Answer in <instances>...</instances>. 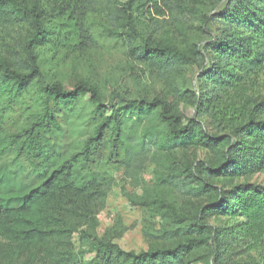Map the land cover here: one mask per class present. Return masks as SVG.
<instances>
[{
  "label": "rangeland",
  "instance_id": "rangeland-1",
  "mask_svg": "<svg viewBox=\"0 0 264 264\" xmlns=\"http://www.w3.org/2000/svg\"><path fill=\"white\" fill-rule=\"evenodd\" d=\"M21 1L36 2L47 35L32 49L40 76L18 93L0 89V202H16L74 155L76 160L70 164L77 178L100 182L101 197H81L78 207L60 203L56 210L64 235L13 260L0 256V264H58V257L59 264L67 260L96 264L95 246L108 241L135 252L171 247L179 239L164 235L167 231L189 222L217 230L229 222L224 216L202 215L201 210L217 200L218 190L243 182L264 186V170L239 177L210 175L208 170L219 165L210 146L197 143L163 149L168 128L158 109L141 118L123 117L117 132L109 125L88 157L78 154L104 118L94 113L97 103L89 94L66 108L48 104L56 125L43 120L42 87L57 82L71 90L86 81L97 89L100 103L113 108L133 99L167 101L182 126L188 119L197 121L202 142L204 134L226 133L219 132L208 116L197 113L193 97L211 58L206 47L217 35L216 16L229 0H167L165 5L138 0L130 6L127 0ZM31 32L28 20L1 18L0 62L26 72ZM145 42L173 45L192 60L162 73L137 55L136 49ZM251 93H264V70ZM190 168L218 190L193 195L190 190L198 182L188 177ZM213 251V246H201L187 260L215 264ZM253 255L242 253L233 261L244 264Z\"/></svg>",
  "mask_w": 264,
  "mask_h": 264
},
{
  "label": "trees",
  "instance_id": "trees-1",
  "mask_svg": "<svg viewBox=\"0 0 264 264\" xmlns=\"http://www.w3.org/2000/svg\"><path fill=\"white\" fill-rule=\"evenodd\" d=\"M138 0H127L128 5ZM152 5L167 0H145ZM16 22L28 20L32 32L28 40L26 72L12 69L6 61L0 62V89L20 92L40 76L33 44L43 41L47 31L41 23L36 2L25 5L21 0H0V19ZM217 35L206 49L211 53L208 68L201 74L200 90L194 96L199 115H206L222 134L207 136L202 142L201 126L194 119L181 125V118L173 112L171 104L163 99L151 102L129 100L123 106L113 108L100 103L97 89L86 81H79L73 89L66 90L60 83L41 88L47 125H56L48 104L69 107L85 94L97 103L95 114H101L102 122L78 155L88 157L96 148L109 125L119 130L125 116L141 118L159 110V116L167 123L168 133L162 147L165 150L184 148L197 143L210 146L217 154L219 165L209 169L210 175L234 177L252 175L264 170V93H251L252 87L264 70V0H229L216 16ZM137 55L151 62L162 73L181 67L192 60L185 52L170 44L145 42L136 49ZM110 111L106 115V112ZM118 135V134H116ZM72 156L53 169L40 185L28 190L16 202H0V256L14 259L24 253L45 248L51 241L65 233L62 218L57 215L60 203L77 206V199L93 195L100 199V182L79 180L71 162ZM230 175V176H229ZM188 177L198 182L190 190L193 195L218 190L195 176L191 168ZM213 208V210H207ZM205 213L227 217L229 222L218 228L205 223L189 222L164 233L179 239L171 247L149 248L135 252L123 250L117 244L99 242L95 246L96 264H189L187 256L201 246H213L215 264H239L234 256L253 252L251 260L244 264H264V186L252 182L236 184L232 189L219 191L217 200ZM202 217V218H203ZM198 219H201L198 218ZM182 222V220H179ZM56 260L60 263L62 259ZM64 264H72L67 260Z\"/></svg>",
  "mask_w": 264,
  "mask_h": 264
}]
</instances>
